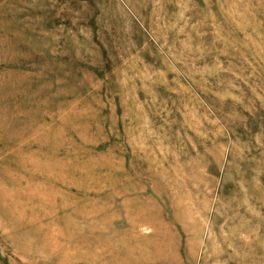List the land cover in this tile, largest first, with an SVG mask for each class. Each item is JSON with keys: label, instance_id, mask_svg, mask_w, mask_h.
Here are the masks:
<instances>
[{"label": "rangeland", "instance_id": "obj_1", "mask_svg": "<svg viewBox=\"0 0 264 264\" xmlns=\"http://www.w3.org/2000/svg\"><path fill=\"white\" fill-rule=\"evenodd\" d=\"M264 264V0H0V264Z\"/></svg>", "mask_w": 264, "mask_h": 264}, {"label": "bare ground", "instance_id": "obj_2", "mask_svg": "<svg viewBox=\"0 0 264 264\" xmlns=\"http://www.w3.org/2000/svg\"><path fill=\"white\" fill-rule=\"evenodd\" d=\"M115 264V263H114Z\"/></svg>", "mask_w": 264, "mask_h": 264}]
</instances>
